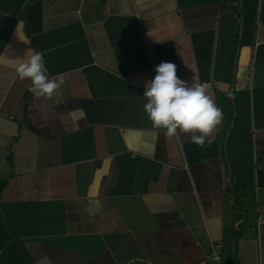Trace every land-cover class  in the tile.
I'll list each match as a JSON object with an SVG mask.
<instances>
[{
	"label": "crops",
	"instance_id": "0c3cea01",
	"mask_svg": "<svg viewBox=\"0 0 264 264\" xmlns=\"http://www.w3.org/2000/svg\"><path fill=\"white\" fill-rule=\"evenodd\" d=\"M6 47L65 83L0 66V264H264V0H0ZM161 62L222 109L204 148L148 123Z\"/></svg>",
	"mask_w": 264,
	"mask_h": 264
},
{
	"label": "clouds",
	"instance_id": "9594fccd",
	"mask_svg": "<svg viewBox=\"0 0 264 264\" xmlns=\"http://www.w3.org/2000/svg\"><path fill=\"white\" fill-rule=\"evenodd\" d=\"M24 27V21H19L14 35L30 45ZM7 51L6 47L0 52V66L11 68L21 81L28 80L27 90L35 98H51L65 83L63 76L50 78L47 74L46 53L28 47L23 57L10 58ZM155 72L143 92L144 112L151 127L167 138L187 135L200 148L206 141L210 144L223 121V112L206 94L207 85H189L177 75V65L171 62H161Z\"/></svg>",
	"mask_w": 264,
	"mask_h": 264
},
{
	"label": "built area",
	"instance_id": "2783aa9c",
	"mask_svg": "<svg viewBox=\"0 0 264 264\" xmlns=\"http://www.w3.org/2000/svg\"><path fill=\"white\" fill-rule=\"evenodd\" d=\"M222 249H223L222 242L221 241L215 242L211 247V251L208 256V263L201 262L199 264H222L220 258ZM126 264H155V263H151L145 260H132L127 262Z\"/></svg>",
	"mask_w": 264,
	"mask_h": 264
}]
</instances>
